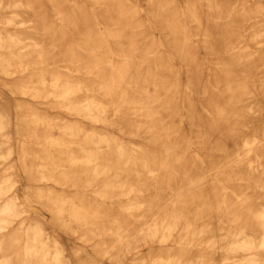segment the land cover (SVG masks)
<instances>
[{"label":"bare ground","instance_id":"1","mask_svg":"<svg viewBox=\"0 0 264 264\" xmlns=\"http://www.w3.org/2000/svg\"><path fill=\"white\" fill-rule=\"evenodd\" d=\"M89 1L90 10L77 0H0V71L29 97L17 104L21 165L36 181L75 188L69 195L44 183L32 195L62 229L100 239L83 264H102L115 248L122 261L143 245L144 264H264V162L254 161L263 136L248 131L233 150L225 144L245 111L237 103L262 92L264 1L228 11L251 20L250 35L232 18L230 29L210 19L224 14L221 0H147V24L132 0ZM182 17L200 25L208 50L211 23L221 24V52L232 58L216 62L215 83H204L209 66L191 53ZM147 28L159 38L142 46ZM238 63L246 72L236 73ZM39 104H56L68 120L53 122ZM12 123L1 110L0 154L4 145L2 154L13 152ZM13 185L0 176V264H73L47 221L15 223L25 205L7 195Z\"/></svg>","mask_w":264,"mask_h":264},{"label":"rangeland","instance_id":"2","mask_svg":"<svg viewBox=\"0 0 264 264\" xmlns=\"http://www.w3.org/2000/svg\"><path fill=\"white\" fill-rule=\"evenodd\" d=\"M84 4L88 10L91 9L92 4L89 0H77ZM186 0H177L178 6L183 7L185 5ZM264 1V0H263ZM223 3L222 11L224 10V14H221L220 10H215L212 15H210V19L220 20L224 19V23H226V28H228L227 20L232 18L234 21L232 24H235L237 26H241L244 34L250 35L251 29H252V22L251 20H247L241 16V14H232L230 17L228 14V11L231 10L232 6H236L237 4H240L241 2H246L250 5V3L253 2V0H221ZM132 3L138 5L139 12L137 13V20H139L142 23L147 24L149 21V18L147 15H144L145 13H149V5H147V0H132ZM46 4V3H45ZM203 4V3H202ZM47 12H51V8L48 4H46ZM202 13L206 11L207 7L206 5L202 6L200 8ZM9 15H12L14 13L13 9H8ZM20 15H24V12H19ZM260 17V16H259ZM25 18V17H24ZM183 22L187 23L189 26V30L193 33L192 40H191V53L196 56V62L198 63V60L200 63H204L209 66V68H206L203 71V80L204 83H206V80L212 79L215 83L216 78L220 74V71L216 68V62H218L221 57L226 58H232L231 54H226L221 52V49H223L224 41H223V35H220V31L222 29V26H220V23H211L212 32H213V39L211 41V44L213 46L212 50H208V48L205 47V38L202 35V32L200 31V25L192 20H186L184 17H182ZM205 19V17H204ZM253 20V19H252ZM224 25V24H223ZM146 31V30H145ZM147 28V35H142L141 41L139 42L140 45L144 46L146 43V39L149 38L151 35H154L156 39L159 38L158 30L150 31L148 32ZM229 39V37H228ZM254 44V45H253ZM257 44L252 43L251 47L256 48ZM217 50L219 53H217ZM176 67L180 68L182 70H186V65L183 64L182 60L180 58L176 59ZM191 66V65H190ZM234 67H236V73H242L245 70V67L241 64H235ZM192 71H196V68L194 65L191 66ZM262 72L254 74L256 77H261L263 79V85L261 84V87L258 86V90H262L261 94L259 95H253L252 97L246 96L244 100L239 101L237 103V107L245 108V111L240 110V113H243V115L238 117H235L232 119L235 128V136L226 138V145L227 149L233 150V147L235 143H237L239 146L242 143V138L247 135L250 132H258L259 136H263L262 140V146L258 148V152L263 158H255L254 161L260 160L262 163L264 162V68H261ZM246 72V71H244ZM241 75V74H240ZM16 79L13 76L5 75L0 71V111L1 110H7L11 116L13 123L11 124V145L13 148L12 154L3 153L2 151L6 150V146L4 145L1 148V154H0V176L4 175H11L13 179V187L12 191L8 193L7 195H13L17 194L19 197V201H23L25 205V211L21 213V215L17 218L15 223H19L20 221H23L24 223H34L36 221L45 220L50 225L49 231L52 233H55L59 236L60 240L63 243V246L65 247V252L72 257L73 264H83V261H87L89 255H96V250L98 247V242H100V239L98 238H92L91 240H83L78 237V235L73 234L71 229H62L54 217L53 213L48 209V207L43 203V201H40L36 198L35 195H32L33 191L38 186H44V183H48V185L56 192L61 191L66 194L72 195L75 192V188L70 185H59L52 181H43V180H35V175L33 172H30V174L26 171H24L19 155H18V141L20 139V134L17 132L16 126L17 125V117L20 114V109H18L17 104L20 99H27L28 96L19 95L18 92L13 90L14 85L16 83ZM205 100V98H204ZM24 101V100H22ZM25 104H28V102H25ZM35 107V106H34ZM39 113L41 115H45L48 118H51L53 122L61 124V122H65L68 120V117L61 112L60 108L56 104H39ZM242 111V112H241ZM205 117L207 118V114L205 113ZM243 123H246L245 127H242ZM82 124H88L86 120L83 121ZM248 125V126H247ZM225 127L227 128L228 125L223 126V130H225ZM222 130V131H223ZM250 134V133H249ZM1 141V137H0ZM38 149V148H37ZM246 167V166H244ZM261 168V166H259ZM260 173L255 174V176H259ZM89 192V190H88ZM116 204V203H115ZM117 205V204H116ZM73 226V225H72ZM107 240L110 242L112 240V236H107ZM149 247L146 245L139 246L137 248H133L130 250V252L126 253L125 255H121L124 257V260L122 261H116L114 259L115 256L121 254V251L117 248L113 249L108 256L105 257H99L102 264H144V262L141 260L143 257H146L149 255ZM78 250V254L75 253V251ZM111 255V256H110ZM78 257H82L81 260L78 259ZM112 257V258H111Z\"/></svg>","mask_w":264,"mask_h":264}]
</instances>
